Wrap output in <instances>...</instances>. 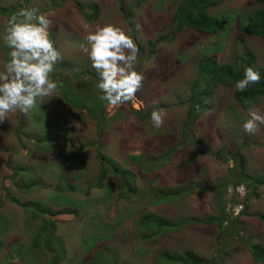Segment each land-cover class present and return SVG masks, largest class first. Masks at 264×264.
<instances>
[{"label":"rangeland","instance_id":"obj_1","mask_svg":"<svg viewBox=\"0 0 264 264\" xmlns=\"http://www.w3.org/2000/svg\"><path fill=\"white\" fill-rule=\"evenodd\" d=\"M75 1L88 12L98 6V18L88 21ZM122 5L127 12L121 10ZM133 6L134 0L124 3L121 0H0V73L5 71L10 59L11 49L3 40L7 21L24 8L39 9V13L51 20L50 39L62 56L50 74L52 79L62 82L59 91L51 99L38 100L37 107L27 114L12 112L0 123V264H10V261L57 264L55 258L58 264H89L96 256L95 264L103 260L102 264H159L155 255L163 249L177 254L191 250L206 259L218 256V264H264L256 262L244 244L249 240L264 244V223L256 217V214H264V186L258 190L259 198L248 199L245 188L243 195L237 193L229 175L234 162H225L216 156L218 152L221 156L224 153L233 156L240 151L247 161V173L256 177L264 174V125H260L255 134L243 129L249 119V108L255 106L264 114V98L246 109L235 97V86L219 85L212 97L202 102L204 107L198 111L201 118L191 125L194 145L183 137L190 111L191 88L204 56L216 59L219 64H233L247 46L256 55L257 65L264 67V40L246 35L241 28L244 14L258 5L253 0H227L209 11L213 16L231 14L229 32L213 38L187 31L154 48L149 46L150 41L171 33L178 0H149L139 8ZM128 12L131 18L127 17ZM105 24L122 28L144 49L142 56L138 53L135 65V70L144 77L142 87L134 100L115 107L107 106V123L101 140L107 156L138 175L139 190L131 193L127 200L121 197L120 183L115 175H107L103 188L97 186L101 169L96 158V123L87 110L77 109L64 97L73 93L84 98L93 97L90 85L71 86L69 80L73 81L85 70L99 75L91 67L84 49L90 47L86 40L88 33L97 25ZM153 49L155 54L151 55ZM157 107L165 109L160 128H155L151 121V112ZM137 112L143 116L149 114V117L141 120ZM21 124L25 135L20 136ZM54 128L56 136H60L56 155L38 151L37 142L32 141L35 140L33 135L32 140L27 136L53 133ZM170 149L175 150L170 162H164L166 165L161 170L150 175L137 172L129 156L141 151L143 156L159 157ZM80 151L84 156L77 160ZM74 153H77L76 158L68 160ZM29 167H34L42 179V188L24 193L15 183L20 185L19 181L28 176ZM15 168L20 170L18 174ZM12 176L16 178L15 183ZM62 177L75 191H65V203H57L60 200L58 189L64 181ZM154 182L165 194L175 190L176 200L170 199L159 206L146 201L149 196H145L143 190L145 193L151 190ZM220 185L225 187L220 196L216 192L202 193L197 187ZM182 192L193 194L182 199ZM9 196L24 204L42 203L51 209V214L58 216L34 218L32 210L26 211L14 204ZM240 205L242 208L237 213ZM145 211L173 218L225 214L238 217L243 231L242 235L229 238L227 246L218 254L220 229L217 223L191 225L144 244L138 239L136 221ZM44 219L56 225V234L50 238L53 241L50 251L45 244L42 250L32 246L34 231L43 227Z\"/></svg>","mask_w":264,"mask_h":264},{"label":"trees","instance_id":"obj_2","mask_svg":"<svg viewBox=\"0 0 264 264\" xmlns=\"http://www.w3.org/2000/svg\"><path fill=\"white\" fill-rule=\"evenodd\" d=\"M124 1L125 0H121L122 3H124ZM147 1L149 0H134L133 8H139L143 6V4ZM226 1L227 0H178V6L172 19V30L170 35L159 37L155 41H150L149 46L154 48L160 43L171 42L180 34L187 31H194L199 34L213 36V38L221 37L222 34H225L231 30V14L228 16H213L209 10L221 6ZM75 3L88 21L92 22L98 18V6L94 7L93 12H88L77 1H75ZM253 3H256L258 7L255 10H249L244 14V20L241 21V28L246 35L264 40V0H253ZM124 9L126 8L122 5L121 10ZM127 17H132L131 12L127 13ZM137 46L139 48V54L142 56L144 53V49L138 42ZM153 54H155L154 49L151 50V55ZM246 67H252L253 69L257 70L261 76L259 83L250 84L246 88V90H237L235 94L237 101L247 109L251 106L252 103L258 101L261 98H264V67H259L257 65L256 55L253 53V51H251L247 46L244 47L242 53L236 57L233 64H219L216 59L209 56H204L200 60L198 67V76L196 77V80L191 88L192 92L189 98L190 111L188 114V120L183 127V137L188 143L194 145L191 125H193L197 120L201 118V115L198 114V111L201 107H204L202 102L206 103V101L212 97L215 89L218 88L219 85H225L229 87L235 86L236 81L244 78V69ZM81 74L75 77L76 79H74L73 81L69 80L70 85L74 86L78 83L90 85L92 88L91 90H94L93 97L84 98V96H82L81 94L76 95V93H73L71 96L65 94V100L69 104L74 105L77 109L87 110L90 118L96 123L98 134L96 158L98 166L101 169L97 186L103 188V182L105 181L107 175H115L117 176L118 182L120 183L118 189H120L121 197L127 200L132 196L131 193H137L139 190L138 175L134 170L122 167L112 157H109L104 153L101 140L103 139V134L107 123V115L105 111L108 103L99 99V97L102 95L97 87L100 81L99 75L92 73L89 70H85ZM64 84L65 83H63V85ZM74 95L77 97H75ZM195 111L197 112L196 114ZM137 114L141 115V120H145L146 117H149V114L147 116H143L141 112H137ZM48 125L51 124L48 123ZM18 130V134L20 136L22 134L25 135V133H23L22 131L23 124H21ZM56 134L57 129L54 128L53 133H47L43 135V132H41L33 133L27 136L31 139V136L33 135L35 140H31L33 142H37L36 147L38 151H46L48 153L51 152L56 155L58 148V144L56 142L60 138V136H56ZM174 151V149H170L165 152V154H161L159 157L154 155L143 156V153L141 151L129 156L130 159L134 161L137 172H139L140 174L143 173V175H150L158 170H161L166 165V163L170 162L174 155ZM219 154L220 152H218L216 156L220 159H223L225 162H234V166L229 169L230 183L235 187L243 185L248 192V199L259 198L260 195L258 193V190L264 186V174L256 177L247 173V161L245 156L242 155L240 151L234 153L233 156L231 154L225 153L223 154V156ZM76 155L77 153H74L73 155L69 156L70 158L68 157L69 159H67L72 160L76 157H78L77 160L83 159V151H80V153L77 156ZM18 171L20 170H18V168H15L16 174H18ZM32 175L33 177H31ZM12 180L15 183V176H12ZM62 180H64L63 177ZM19 182L20 185L18 183L15 184L18 185L17 187L19 188V190L24 193H30L34 189L42 188V179L38 177V174L36 173L34 167H29L28 176L26 178H23ZM66 183H69L67 179L62 181L61 185L59 186L58 190L60 194H58V198L60 200H58L57 203H65V191H75L74 187H71L70 184L69 186H67ZM197 187L201 189L200 192L202 193L216 192L219 196L223 194V189L225 188L223 185L213 186L210 188H202L200 186ZM143 191L145 196H149V199H146V201L155 206L165 204L170 199H172L171 201L176 200L173 193L175 190H168V192H166L165 194L163 193V188L159 190L157 189V187H155V182L154 187H152L151 190L146 193L145 190ZM191 194L193 193L182 192L180 195L183 199L189 197ZM9 199L14 204L23 207L26 211L32 210L34 218H45L46 216H50L51 214V209L42 203L29 202L24 204L21 203L16 197L11 196H9ZM245 209L246 207H244V210ZM69 213L71 214V211H69ZM55 215L56 214L53 215V213L51 214V216ZM57 216L58 215H56L55 217ZM256 217L264 223V214H256ZM214 223H217L220 229V234L217 238L218 247L216 250V254H218L227 246L229 238L238 237L243 231L242 223L238 221V217L232 218L224 214L219 217L173 218L170 216L168 217L161 214L145 211L141 216L138 217V220L136 221V229L139 233L138 239H140L142 243L146 244L149 241H155L169 234L183 231L191 225H209ZM34 233L35 237L32 244L34 249L42 250L45 244L49 251L50 249L53 250V241L51 242L50 239L52 235L56 234V225L53 221H47L44 219L43 227L34 231ZM244 244L247 246L250 253L252 254L253 259L256 262L264 263V244L252 243L250 240L247 242L245 241ZM55 251L58 250H54L53 252ZM97 258L98 257L96 256L95 260H93L89 264H95ZM56 259L57 258H55L54 261L58 264V260ZM113 260L114 262H116V258ZM155 260L159 264H218L219 257L215 256L211 259H206L205 257L191 250H185L182 254H177L163 249L155 255ZM102 263L99 262L97 264ZM10 264L18 263H13L12 261H10Z\"/></svg>","mask_w":264,"mask_h":264},{"label":"clouds","instance_id":"obj_3","mask_svg":"<svg viewBox=\"0 0 264 264\" xmlns=\"http://www.w3.org/2000/svg\"><path fill=\"white\" fill-rule=\"evenodd\" d=\"M50 26L51 20L36 8L21 9L8 19L3 40L11 51L5 71L0 73V123L12 112L27 114L37 107L38 100L51 99L62 87V82L50 75L62 60L60 51L50 39ZM86 40L90 47L84 51L88 53L91 67L100 75L97 87L102 95L99 99L113 107L134 100L144 77L135 70L139 48L133 38L122 28L105 24L97 25ZM260 79L257 70L246 67L244 78L236 81L235 87L244 91ZM248 115L243 129L248 134H255L259 126L264 125V114L253 106ZM164 117L165 109L154 108L151 112L153 126L160 128ZM235 191L243 195L244 186H237ZM241 208L242 205L237 206V213Z\"/></svg>","mask_w":264,"mask_h":264}]
</instances>
